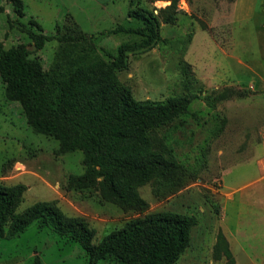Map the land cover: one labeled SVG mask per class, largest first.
<instances>
[{
	"label": "rangeland",
	"instance_id": "obj_1",
	"mask_svg": "<svg viewBox=\"0 0 264 264\" xmlns=\"http://www.w3.org/2000/svg\"><path fill=\"white\" fill-rule=\"evenodd\" d=\"M30 27L47 35L86 34L98 53L115 56L138 39L111 34L137 26L129 10L158 22L160 41L127 54L117 73L136 101L187 97V110L149 131L151 148L173 161L174 171L139 187L143 212L123 211L94 190L67 191L70 175L84 172L81 151L59 154V141L29 125L22 104L6 98L0 75V185H24L17 213L54 201L68 216L83 217L95 244L126 222L152 213L193 217L188 247L175 264H264V0H23ZM1 51L29 45L31 58L48 70L59 42L35 48L12 5L0 0ZM32 27V26H31ZM90 263L82 247L34 222L14 238L0 237V264Z\"/></svg>",
	"mask_w": 264,
	"mask_h": 264
},
{
	"label": "trees",
	"instance_id": "obj_2",
	"mask_svg": "<svg viewBox=\"0 0 264 264\" xmlns=\"http://www.w3.org/2000/svg\"><path fill=\"white\" fill-rule=\"evenodd\" d=\"M19 26L29 32L35 48L52 40L59 42L48 70L31 58L29 45L1 51L0 75L6 98L22 104L29 125L38 134L53 136L59 154L81 151L84 172L70 175L67 191L94 190L100 198L123 211L143 212L147 202L139 187L154 177L174 171L175 164L151 148L149 131L184 113L190 99L136 101L129 88L120 86L117 73L128 67L127 54L146 51L160 41L158 22L142 9L129 10L137 26L118 25L111 34H127L138 40L122 44L115 56L86 34L47 35L30 20L28 27L23 0H7ZM134 0H131L133 4ZM0 4V14L4 12ZM32 26V27H31ZM26 190L24 185H0V237L14 238L36 222L60 237L79 244L90 263L175 264L188 247L196 224L193 217L152 213L132 219L95 244V230L83 217L66 215L57 202H38L17 213ZM32 264H41L36 258Z\"/></svg>",
	"mask_w": 264,
	"mask_h": 264
}]
</instances>
